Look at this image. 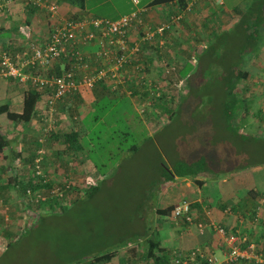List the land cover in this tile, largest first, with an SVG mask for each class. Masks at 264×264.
Segmentation results:
<instances>
[{
    "label": "rangeland",
    "instance_id": "374dc122",
    "mask_svg": "<svg viewBox=\"0 0 264 264\" xmlns=\"http://www.w3.org/2000/svg\"><path fill=\"white\" fill-rule=\"evenodd\" d=\"M248 2L252 3L245 18L248 28L245 20L224 28L219 17L225 6L218 1L214 14L201 19L204 27H197L199 31L212 27L214 32H196L185 37L187 40L182 34L179 44H174L182 47L180 59L177 56L176 61L180 66L170 60L175 58L174 53L162 55V60L175 67L174 72L171 67L161 66L155 55L147 74L160 87V96L149 92L145 96L141 92L142 97L129 98L132 88L127 86L126 96L118 97L116 102L108 99L96 105L74 102L70 106L77 118L68 112L70 103H57L47 117V130L43 134L52 129L57 133L82 129L84 149L58 155L57 151L62 148L55 143V150L46 151L47 178L57 189L65 183L66 187L68 184L78 187L80 200L65 199L59 204L66 202V207L52 203L54 207L50 208L48 204L37 205L21 199L15 192L7 197L9 191L1 188L0 264H75L110 250L116 251V256L108 264H121L129 255L127 248L131 243L126 240L139 231V238L144 242L143 231L150 235L158 229L159 238L168 245L179 243L187 229L201 236L195 226H184L173 216H160L156 212V208L167 204L190 203L195 221L205 224L214 221L231 228L243 219L242 214L251 218L257 202L244 203L239 209L233 199L234 196L245 198L251 187L264 192L261 186L264 180V18L259 19L261 14L255 13L253 0ZM132 4L134 10L144 7V3L135 5L132 0H87L94 17L107 19L119 11L131 10ZM45 9L40 11L41 21L36 25L40 37L36 33L32 38L37 44L45 43L50 29V15ZM251 15L254 18H249ZM12 30L7 29L4 35ZM166 49L172 52L171 46ZM233 69L247 70L251 75L238 86L240 93L243 90V98H238L242 103L240 112L227 123L222 114V96L217 92L225 83L224 73ZM161 97L163 101L159 100ZM201 154L215 168L228 169V172L222 171L224 175L218 179L204 173L198 177L203 184L193 179H176L163 187L159 182L162 166L172 167L169 159L180 157L189 161ZM19 171L23 176L28 175V169ZM224 179L231 180L223 184ZM91 183L99 186L98 191L82 195ZM221 186L233 188L228 192V200L220 198L222 194L217 188ZM189 192L192 196L201 194L204 199L201 208L192 207L199 202L184 196ZM45 193L44 196L48 195V190ZM148 196L154 209L143 211L138 204ZM248 223L247 229L252 235L262 238L264 232H259L264 225L252 220ZM214 232H208L202 242L220 254L223 244ZM260 240L259 245L264 248V240Z\"/></svg>",
    "mask_w": 264,
    "mask_h": 264
},
{
    "label": "built area",
    "instance_id": "2783aa9c",
    "mask_svg": "<svg viewBox=\"0 0 264 264\" xmlns=\"http://www.w3.org/2000/svg\"><path fill=\"white\" fill-rule=\"evenodd\" d=\"M30 1L48 9L51 23L48 40L43 44L30 42L19 54L13 55L7 50L0 52V79L13 78L20 83H31L46 89L49 115L66 96L92 90L101 82L111 85L114 90H118L119 85L127 87L133 82L134 87L160 96V87L148 78L147 65L135 63L134 60L146 42L160 47L165 45L167 32L173 29L180 16L172 15L168 21L152 24L145 19L152 10L144 6L117 20L100 17L63 18L56 4L47 5L42 0ZM132 2L140 4V0ZM91 46L96 49L88 52ZM59 62L65 64L61 74L44 76L38 72L50 71ZM162 65L171 67L172 72L175 70L168 61L163 60ZM129 94H133V90H129ZM40 160L38 158L37 162ZM43 194L28 190L26 200L46 201L47 195ZM51 194L60 193L56 188ZM190 210V203L182 202L175 206L173 218L178 220L186 217L202 235L207 228L213 229L223 248L221 254H218L198 246L176 258V264H264V248L247 229L239 227L231 230L214 221L209 224L195 223ZM263 216L264 208L259 205L252 222L260 224L264 220ZM243 221L241 219L240 223Z\"/></svg>",
    "mask_w": 264,
    "mask_h": 264
},
{
    "label": "trees",
    "instance_id": "16d2710c",
    "mask_svg": "<svg viewBox=\"0 0 264 264\" xmlns=\"http://www.w3.org/2000/svg\"><path fill=\"white\" fill-rule=\"evenodd\" d=\"M57 1L60 3H67L69 5H73L81 9H83L85 6V0H57ZM170 2H177L182 7L187 6V0H154L151 3V5L148 7L152 10L153 6L166 4ZM253 7L256 8L255 13L261 14V17H259V19L264 18L263 17L264 0H253ZM251 14H254V13H251ZM250 17L254 18L253 15L249 16V18ZM70 18L80 19L81 17H77V15H73ZM245 18L246 17H244L243 21L245 20ZM245 27L248 28L247 21H246ZM50 30H51V24H50V29L48 31V37L50 34ZM169 32H167L166 36H169ZM25 38H27V40ZM25 38H22V40L23 42L25 43L27 42V43L26 44L23 43L21 46L22 48H25V45H28L31 41H33L32 34H29V35L25 34ZM47 40L48 38L46 39V41ZM7 41L8 40L4 41V38H0V52L7 50L11 54L15 55L13 51H11V48L8 46ZM153 45L155 46V44ZM148 46L149 44L147 42L142 45V50L140 51L139 56L135 58L134 60L135 63H142V64L147 65L152 61L155 55L160 57L159 59H161V54H159L160 47L156 45L155 47H158V49H156L153 52V54L147 55L146 53L149 52L147 50ZM57 64L54 65V67L50 71L44 72L42 70H39L38 72L40 74H43L44 76H48L52 74H61V72L58 71L59 69L57 67ZM175 64H176V61H175ZM178 64L179 62H177L176 64L179 67L180 65ZM250 75H251L250 71L242 70V69L241 70L233 69L230 71H226L224 75L222 76L225 79L224 81L225 83L223 84L222 88L218 89L217 93H220L222 96V100H223L222 101V108H223L222 114H223L225 122L228 123L230 121L229 119L233 120L235 116L237 118L238 113L240 112L238 110L240 108V105H242V103L239 101L238 98L240 96L241 97L243 96V90L241 89V93H240L238 86L241 85L243 81L249 80ZM2 79H0V81ZM99 84L106 85L108 88L105 90L108 91L110 94H113L115 97L125 96L124 91L126 90V87H124L123 85H119V89L114 90L112 89L111 85L109 86L108 84H105L104 82L98 83V85ZM133 84L134 83L132 82L131 84H128L129 86L128 85L127 86L130 88H134L135 93L137 94V91H138L136 89L137 87H134ZM237 89L239 93H237ZM45 92H46V89L40 88L38 86H35L29 83L28 88L25 91L23 109L21 112H18L12 109L11 106L6 103L0 104V153L4 152L8 147H10V140L5 135H3V133L1 132V127L3 126L2 124L3 120H1V117L5 118V120L8 123L14 124L15 126L23 125L24 130L26 128L31 129V127H29L30 126L29 124L34 120L36 115L41 111L40 109H38V107H39L40 102L43 100ZM144 95L148 96L150 94L145 93ZM108 98L107 97L100 98L99 103L101 104L103 100H106ZM162 98L163 97L159 98V100L163 101L164 98L163 99ZM116 100L108 99L109 102H116ZM149 106L151 107L152 105H149ZM47 115H49V112ZM46 128H47V125L45 126V128L32 129L33 133L36 134L35 136L36 138L33 142H30L28 145V151H27L28 156L26 157L28 175L26 176H23V175L20 176L18 174L14 175L15 169L17 170L19 168L18 166L20 165L9 166V167L4 166L0 169V173L3 174V178L7 182L5 187H3L2 189L5 191H9L8 192L9 194L7 197H9V195L12 194L11 192H15L18 194L19 198L21 199L24 198L28 190H32L33 192L40 191V192H44V194H46L45 191L48 190L46 201H43V200H40L38 202L32 201L31 203L37 204V205L48 204L50 208L54 207L52 203H56L60 205V207L64 208L66 207V204H64L66 202H64L63 204H59V202L62 203V201H65V199H67L68 202L79 201L81 197L79 196L80 190L78 189V187L71 186L70 184H68V186L66 187L65 184L67 183H65V184H62V186L59 187L58 189V193H62V196H59V194L53 195L50 193L49 191L50 189H56V188H54L55 187L54 182L51 181L49 178H47L49 172L48 170H46V165L44 164V162L48 158L46 151L50 152V148H54L53 150H55L54 144L59 143L61 144L62 149H59L57 151L58 155L63 154V152L67 154H71L72 152H75V151L80 152L84 149L82 138L85 136V134L84 136H82V129L80 130L74 129L69 132L65 131V133L64 132L57 133L54 129H52L44 133L45 134L44 137H41L42 135L40 134L41 133L43 134V131H46ZM48 136H50V139L47 138ZM132 149L137 150L138 147H133ZM13 152L16 153L18 157V162L19 164H21L20 162L22 160L23 154L16 150H13ZM38 158H40L41 160L37 162ZM186 160L188 159L180 160V157L171 158L169 159V161L171 162L172 167H170L167 164L166 165L167 169H165L162 166L163 175L159 182L163 185V187H167L171 183L175 182L176 179H181V178L193 179L197 183L203 184L202 183L203 181H200L198 177L202 176L204 173L211 174L213 177H216L218 179L220 176L224 175L223 172L224 173L228 172V169L220 170L218 168H215L211 164L209 159L205 155H202V154L198 157L197 156L194 157L193 160L191 159H189V161H186ZM39 171L41 172L39 173ZM63 187H64V190L62 191L61 189ZM98 189H99L98 185L91 183L86 188V190H84L85 192L82 195H85V194L92 195L96 193ZM233 199L235 201V206L239 207V209L243 206L244 203H249V202L251 203L258 202V204L260 203L264 208V192L259 191L255 188L250 189L248 194L245 196V198L234 196ZM151 201L152 200H150L148 196L147 199H144L143 201H141L140 204H138V206L143 211H146V209L148 208L154 209L153 205L151 204ZM197 204L199 203H196L192 207L197 206ZM256 206H257V203H256ZM174 209H175V205H170L165 208H156L155 210L160 216L164 215L168 217V216H173ZM190 211H191L190 215L193 216V212H192L193 209L191 208ZM194 222L196 223L195 219H194ZM180 223H182L184 226H188L191 224V222L187 221L186 217L181 218ZM157 230L158 229H154L150 235H147L148 233L147 231H143L142 235H144V238H146L145 240L143 239L144 242L141 241L139 238L140 236L138 235V233L141 234L140 231L137 233L136 236L133 235L129 240H126L131 243L130 246L127 248L129 255L127 258H125V260L121 264H176L175 263L176 258L180 256H184L185 253H187L188 251L201 245L198 243V241L194 242V240L196 239L195 237L191 235H185V236H182L184 239L183 248H178V249L165 248L164 246H162V240L161 238H159V234ZM247 231L249 232L248 229ZM249 233L252 235L251 232ZM134 240L138 241V243L134 242ZM115 256H116V251L110 250L106 253L95 255L92 260H89L87 262H77L75 264H108L110 263V261H112V259ZM64 264H67V263H64Z\"/></svg>",
    "mask_w": 264,
    "mask_h": 264
},
{
    "label": "crops",
    "instance_id": "0c3cea01",
    "mask_svg": "<svg viewBox=\"0 0 264 264\" xmlns=\"http://www.w3.org/2000/svg\"><path fill=\"white\" fill-rule=\"evenodd\" d=\"M153 1L154 0H146L145 2H141V3H144V4H142V6H150ZM218 1H220V4L225 6V10H223L224 12H222V16L219 17V20H220L222 26L226 29H229L233 25H237V24H240L241 22H243V19H244V17H246V14H247L248 9L250 8V5H252V3L248 2L249 0H187V6L186 7H182L177 2H170V3L156 5V6L152 7V11L148 15L145 16L146 21H150V23H152V24L168 21V20H170L172 15L181 17L179 19V21H177V23L173 26V29L169 32V36H166L164 38V40L166 41L165 45H163L162 47L159 46L160 47L159 48L160 49L159 54H161V59H159L160 57H158V60L161 62V64L163 61L162 55H165L168 53H170V56H171V54L174 53V56H175L174 59L172 58L170 60H173L174 62L177 61V56L180 59V53L182 51V47L181 46H179V47L174 46V44L175 43L179 44V41H180L179 39L182 38L183 35L185 38L188 35L196 34V32L211 34L212 32L215 31V28L208 27V26H206V29L204 28L202 30V28H201L199 31V30H197L198 29L197 27L202 26V24L204 23L201 21V19H207L214 14L213 9H214V7L215 8L218 7V5H217ZM42 3H46L47 5L48 4H56L58 6L60 16L63 18L71 17L73 15H77V17H81V18H87V17H94L95 16L94 14L92 15V12H90V10L87 6V0H85V6L83 9L76 7V6H73V5H69L67 3H60L57 0H42ZM132 6H133V8H131V10H129L127 12L124 11L122 13L119 11L118 14H114L113 18H111V20H117V19L121 18L122 16L135 11L134 10L135 7L133 4H132ZM42 8L45 9V7L38 6L33 1H30V0H0V38H4V41L8 40L7 44L11 48V51H13L14 54L21 53L22 50H24L27 47V45H25V48L21 47L22 44L24 43L22 38H25V34H27V35L32 34V38H33V37H35L36 33H39L38 35H36V37H40V32L38 31V28L36 27V25L40 24V21H41L40 11L42 10ZM45 10L48 11L47 8ZM16 23H17V25H16L17 27L15 25H13ZM202 27H204V26H202ZM11 28H13L12 32L8 35H4V33L7 32V29L9 31ZM174 31H175V33H174ZM185 34H186V36H185ZM45 36L47 39L48 38V32ZM132 37H133V35H132ZM134 38H135V36H134ZM25 39L27 40V38H25ZM187 39L188 38H185V40H187ZM151 45H153V44H150L148 46L147 50L149 52L146 53L147 55L153 54V52L156 49H158V47H155L156 45L158 46V44H156L155 46L154 45L151 46ZM170 46L172 48V52L171 51L169 52V50L166 49ZM95 49H96V47L91 46L87 50H88V52L89 51L92 52ZM161 66H163V65H161ZM57 67L59 69L58 71L62 73L64 70V67H65V64L63 62H59L57 64ZM147 68H149V64H147ZM162 72H163V70H162ZM161 75H163V74L161 73L160 76ZM27 88H28V85L20 83L13 78L2 79L0 81V104L6 103V104L10 105L12 109H14L18 112H21L23 109L25 91L27 90ZM107 88L108 87L104 84H99V85L97 84L96 87L93 88L92 90H82L80 92H76L74 94L66 96L63 100L59 101L58 104H61L63 102L70 103L68 105V112L71 111V113H72L71 115H75V113H73L75 110L73 109V107L70 106V105H73L74 102L75 103H77V102H88V103H91L92 105H94V104L96 105L97 103H99L100 98H102V97H107V98L109 97L108 99L116 100V98L118 96L116 95L117 97H115L113 94H110L108 91L105 90ZM136 89L138 90L137 94L135 93L134 88H132L130 90H133V94H131V96H127V97H129V98H131V97H134V98L142 97V95L140 94L141 91H143L142 88L137 87ZM47 93H48V91L45 92L43 100L39 104L38 109H40L41 111L36 115L34 120L29 124L30 125L29 127H31V129L26 128L24 130L23 125L22 126L21 125L15 126L14 124L8 123L5 120V118L1 117V120H3V122H2L3 126L1 127V132L3 133V135H5L10 140V147H8L4 152L0 153V169L4 166L9 167V166L20 165V166H18L19 168L17 170L15 169V172H14V175L18 174L20 176H22V174L19 170L27 169L26 157L28 156V152H27L28 151V145L30 142H33L36 138L35 137L36 134L33 133L32 129L45 128V126H46L45 123H46V120L48 117L47 114L49 112V111L46 112V108H48L47 101H46V99H47L46 94ZM145 93H146V91H143V94H145ZM89 101H91V102H89ZM75 116H76L75 118H77V115H75ZM46 130H47V128H46ZM67 132H69V130ZM40 135H42L41 137L45 136V134L43 135L42 133ZM13 150L21 152L23 154L22 160L20 162L21 164H19L18 157H17L16 153L13 152ZM237 176H241V174H239ZM21 179H22V177H21ZM181 179L188 180V178H181ZM230 180L231 179H224L223 184H227ZM200 181H202V180H200ZM6 183H7L6 180H4V178L2 176V178H0V189L5 187ZM239 186H241V183L238 185V187ZM261 186H262V188H264V180L262 181ZM253 188L254 187H251L250 189H253ZM230 189H233V188H223L222 186L217 188V190H220L219 193L222 194V196L220 197L222 200H228L229 196L227 197V195H228V192ZM259 191H263V190H259ZM247 192H249V191H247ZM184 196H188L191 199H193L194 201L199 202V204H197V206H199L200 208H201L200 205H202V202H204V199L202 200L201 194L192 196L191 192H189L188 195L184 194ZM24 199H26V195L24 196ZM210 200H211V196H210L209 201ZM210 204H212V202ZM168 206H169V204H167V206H164L163 208L168 207ZM258 206H259V204L257 202V207L253 209V213L251 214L250 219L245 215L243 216V214H242V217L244 219L243 223L241 224L240 220H239V224L236 223L234 227H231V228L228 227V228H230L231 230L237 229L239 227H243V228L247 229V226L249 225L248 222L253 220L254 214H255ZM196 210H198V209H196ZM196 210H194V211H196ZM237 218H239L238 215H237ZM263 218H264V216H263ZM178 220H181V218ZM246 220H249V221L247 223H245ZM196 223H198V222H196ZM259 225L263 226L264 220H262L261 224H259ZM190 226L191 227L195 226V228L198 230V228L195 224H190ZM208 232L211 233V232H213V230L211 228H207V230L205 231V233L203 235L200 234L201 236H196V234L192 230L187 229L185 231V234L183 233V236L191 235V236L196 238L194 240V242L198 241L199 244H203V245H199V246L209 248V247L204 245V242H202L203 241L202 238L204 236H207ZM263 232H264V229L260 230L259 234H262ZM254 238L256 239V241H259V243H260L261 242L260 239H262V242H263L264 235H262V238H260V236H254ZM183 240L184 239H182L179 243H177L175 245H168L166 242H162V246H164L165 248H171V249L183 248V246H184ZM212 243H213V241H210L211 246H212ZM219 252L221 254V250Z\"/></svg>",
    "mask_w": 264,
    "mask_h": 264
}]
</instances>
